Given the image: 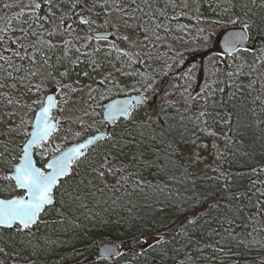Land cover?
I'll list each match as a JSON object with an SVG mask.
<instances>
[{"label": "trees", "instance_id": "trees-1", "mask_svg": "<svg viewBox=\"0 0 264 264\" xmlns=\"http://www.w3.org/2000/svg\"><path fill=\"white\" fill-rule=\"evenodd\" d=\"M29 2L0 0V28L9 23L21 26V21L28 19L25 14L31 11L27 7ZM234 2L239 5L247 0ZM71 3L72 0H61L63 12L57 9L55 24H59L58 18L64 15L73 31H66L65 26L60 25L59 33L50 38L53 43L62 37V41L68 40L82 48L79 36L84 26L99 30H134L136 24L143 28L132 19L128 20L130 26L125 28L120 19L108 17L99 5L90 15L83 13L95 20V24L82 25L73 14L80 9L72 10L68 7ZM5 4L11 7L5 8ZM197 7L199 12L189 13V21L193 26L191 34L198 39L205 34L212 35L219 25L214 21L227 19L221 12V8L226 7L225 0H200ZM249 7V16L260 24L264 9ZM235 11L239 13L237 8ZM43 14H48L47 9L42 10ZM106 19H111V23L106 24ZM46 27L54 28V25ZM262 33L264 29L253 27L248 47L259 49L264 45ZM217 42L219 51L213 56L214 83H208L210 94L207 99L201 98L204 96L202 90L197 98L202 104L201 110L211 113V117L197 120L199 111L195 115L189 114V110L181 112L172 102L166 101L171 97L170 90L181 88L187 59L202 55L204 51L171 52L172 56L167 58L163 53L158 56L159 52L152 53L150 48L147 49L142 54L140 67L144 75L153 78L155 91L150 90L148 103L143 105L142 113L133 114V122L121 119L111 129L118 133V139L120 136L129 139L128 133H131L137 141V145L125 149L127 155L116 162L119 168L120 160H123L127 170L107 175L105 181H101L82 167L71 177L61 179L63 187L55 191V205L41 213L40 221L30 231H0V248L5 249L0 253V264H264V252L251 253L249 248L255 236L264 241V195H261L264 193V171H260L264 169V53L257 51L253 55L241 51L225 55L221 52L219 37ZM84 49L79 65L74 68L84 66L86 71H92L91 61L83 53L92 52L94 48ZM49 55L54 56L53 53ZM70 55L67 54L65 62H69ZM101 57L102 53L95 58L101 61ZM61 66L63 64L57 68ZM229 72L235 74L228 76ZM113 75L119 78L115 71ZM212 89L216 94H212ZM9 94L12 95L11 91ZM18 96V93L13 95V99ZM247 99L254 104L247 105ZM157 103L155 110L149 108ZM166 104L171 105L172 113L179 110L185 117L182 126L190 127L195 144L175 136L182 126L163 116L161 109ZM23 110L25 108L19 105L8 106L0 110V115L15 111L12 121L15 127L20 125L21 118L31 121L26 116L30 111ZM203 119H207V124L202 122ZM82 120L84 126H90L84 128V133L99 129L97 114L90 120L83 116ZM150 125L153 130L149 129ZM29 126L25 124L19 135L11 137L13 143H9V148L13 150L7 156V162L0 159V194L4 197L23 191L15 187L14 180L4 177L21 156L20 148ZM5 130L0 126V131ZM2 140L4 137H0ZM201 141L207 147L201 145L199 148L197 143ZM65 143L59 148L66 146ZM97 147L104 151L109 144L103 140ZM56 151L54 149L52 153ZM88 152H92V148ZM140 152L144 153L143 158L136 164L130 163L132 154ZM200 152L203 153L201 156ZM199 160L200 169L197 170L193 165ZM253 169L257 171L254 173ZM66 191L80 192L81 199H67ZM213 204L218 206L209 208ZM167 214L168 219L165 218ZM191 217L195 219L194 223H189L193 220ZM157 236H162L164 243L154 248L140 243L144 240L152 243ZM104 241L118 242L122 255L96 257Z\"/></svg>", "mask_w": 264, "mask_h": 264}, {"label": "snow or ice", "instance_id": "snow-or-ice-1", "mask_svg": "<svg viewBox=\"0 0 264 264\" xmlns=\"http://www.w3.org/2000/svg\"><path fill=\"white\" fill-rule=\"evenodd\" d=\"M195 2L199 5L200 0H195ZM225 3L227 7H222L221 12L227 17L226 21L217 20L214 23L239 26L238 30L231 31L226 37L224 41L225 50L228 53L243 51L253 55L257 51L264 53V45L259 49H254L246 44V41L251 39L250 33L253 27L264 29V16L260 18L261 23L257 24L256 20L249 16L251 11L249 5L264 9V0H247V3H240L239 5L234 0H225ZM97 5L105 10L108 17L120 19L125 28L130 26L128 23L129 19L141 24L145 42H162L165 40L168 34L173 31L170 27L171 22L178 21L181 15H187L186 10L190 7L189 0H180V2L178 0H139V2L138 0H72L68 7L72 10L79 7L80 11H74L73 14L78 16L80 24L91 26L95 24V20L87 18L83 13L90 15ZM154 5L157 6L154 7ZM4 7L9 8L11 5L5 4ZM27 7L31 11L25 14L28 19L22 20L21 26L15 27L9 23L5 27L0 28V90L7 89L12 93L10 95L9 91H0V110L8 106L15 107L19 105L27 108L28 111H32V104L41 106L34 122L25 121L21 118L20 125L15 127L12 126V121L16 116L15 111L3 112L0 115V126L6 129L5 131H0V137H4V140L0 141V159L5 162H7V156L13 150L9 148V143H13L11 137L19 135L25 124H30L33 129L24 133L30 139L20 148L22 155L19 159L21 162L10 169L13 173L11 176L4 177L6 180H14L15 187L24 190L26 194L11 199H0V231L14 229L18 233L26 230L30 231L40 221L41 213L46 212L50 206L55 205L54 190L63 187L61 178L71 177L83 167L99 180L105 181L107 175H116L127 170L123 160H120L119 168L116 167V162L121 156L127 155L125 149H131L137 145V141L131 133H128L129 139H124L123 136L118 139V133L115 131L109 133L106 137L101 133L62 151L57 146L56 150L60 153L58 156H54L42 167L36 166L32 157V149L41 146L42 142L52 138L53 134L60 130L61 122L55 118L53 112L56 111L64 115V119L68 124L73 122L80 124L82 126L81 131L72 132L71 127L67 129L75 138H80L83 135L84 128L90 126H84L83 121L80 119L73 121L71 118V109L68 106L74 103L72 94L83 93L87 89L88 99L95 100L96 97L93 96V93L100 91L99 86H103L106 83L114 84V77L111 71L100 73L99 81H94L99 86L93 88L91 84L82 85L79 80L74 82L75 86L64 82L73 68H66L65 71L54 75L51 71L54 64L50 63L52 56L49 53L54 54L59 45L53 43L50 38L59 33L60 25H64L65 30L69 32L73 31L72 25L67 24L64 15L58 18L59 24H55L57 9L63 12L61 0H30ZM237 7L240 9L239 13L235 11ZM44 9H47L48 14L41 15ZM177 9H180V11L177 12ZM196 11L199 12V7L196 8ZM137 13L140 15H136ZM125 17L128 19H125ZM105 23L110 24L111 19H106ZM23 25H27V27ZM46 25H54V28L46 27ZM185 28V25L178 26V30H184ZM200 31L203 30L201 29ZM121 39L131 42L128 35L122 36ZM87 40L89 43L92 40L99 42L108 40V36L103 33H94L92 36L87 37ZM68 44H70V41H64V45ZM84 46L87 48L88 44ZM143 46L147 47V43H143ZM111 47L118 53L117 59L121 57L132 59V53L116 47L115 44H112ZM76 51L79 52L80 49L77 48ZM101 52V47L97 46L94 47L92 52L83 53L93 65V75L99 73V70L103 67L102 62H98L95 58ZM111 54V52L107 53L108 56H111ZM145 55H148V53H145ZM64 59V57L58 56L55 63H64ZM135 62L140 63L138 53L136 54ZM79 63V58L69 60V64L73 67L78 66ZM176 63L179 62L176 61ZM109 64H111V61H109ZM112 67H115V65L112 64ZM116 71L121 72L122 75H131V73L124 72L122 69H116ZM137 74L144 75L143 73ZM234 74L233 72L227 73L228 76ZM82 75L85 78L90 77L88 71H83ZM57 76L59 79H57ZM152 80V77H146L144 83L141 84L145 92L148 90L155 91ZM49 82L55 85L56 93L49 94L43 99L37 98L32 101V104L25 103L24 97L29 94L39 97L42 92L47 91ZM209 87L203 90L204 96L201 97L202 99H207L210 94ZM133 90H136L135 86H133ZM17 93L19 94L18 98L13 99V95ZM58 94L63 97L62 100L58 99ZM149 99L148 95L141 94L136 100L110 104L107 107L106 118L113 123L117 121L118 117H124L128 122H133L134 109H138L141 106L140 101L147 102ZM192 99L195 100L196 98L193 97ZM66 113L67 115H65ZM88 114V112H85V115ZM206 117H211V113L201 110L196 119L201 120V118ZM202 122L207 124V119H203ZM64 139L67 140L68 137H64ZM101 140L109 144V147L104 151H99L97 147V142ZM192 143L195 144V141H192ZM90 146L92 152L85 151ZM202 146L207 147V145ZM143 155V152L133 153L130 163L136 164L139 159L143 158ZM256 171L253 169L254 173ZM260 171H264V169H260ZM224 179L227 180L228 177H224ZM81 184H83V181H81ZM225 187L227 188L228 185L225 184ZM77 188H79V185ZM64 194L69 200H80L82 195L78 191H66ZM261 195H264V193H261ZM216 206L218 205H209V208ZM194 222V218L189 221V223ZM140 243H143L148 248H154L155 245L164 243V240L162 236H157L152 243L147 240ZM4 252L5 249L0 248V253ZM105 254L107 256L122 255V253L114 252L111 248H105Z\"/></svg>", "mask_w": 264, "mask_h": 264}, {"label": "rangeland", "instance_id": "rangeland-1", "mask_svg": "<svg viewBox=\"0 0 264 264\" xmlns=\"http://www.w3.org/2000/svg\"><path fill=\"white\" fill-rule=\"evenodd\" d=\"M178 2H180V0H178ZM189 3H190V7L186 10L187 15H181L178 21H172L171 22L170 27L173 29V31H172L173 34H170L169 36H167V38L165 40H163L162 42H145L144 38H143V28L137 27L136 24L133 25L134 30L133 29H131V30L120 29V28H119V30L113 29V37L108 38V40L99 41V42L92 40L90 43L88 42L87 37L92 36V32L99 30V29H98V27L90 28V27L84 26L81 28L82 29L81 30L82 35L79 36V39L81 40L80 44L82 47V48H80L79 52L76 51L77 46L75 47L71 43L68 45H64V41L61 40V38H62L61 37L60 39L55 41V44L59 45V47H57L55 53L53 54L54 56H53L51 62H52V64H54V67L51 69V71L53 72L54 75H56V73H58V72L65 71L66 68H73V70L70 71L69 76L65 78L64 82L73 84L75 86L74 82L76 80H79L82 85L83 84H91L93 88H96L99 85L97 83H95L94 81H99L100 73H106L108 71L113 72L116 69V67L119 66L124 60L130 61L126 57H121V58L117 59L118 53H116L112 49V47H111L112 44H115L116 47H118L120 49H124L126 51L131 50L132 56H134L133 51L134 50L137 51V46H138V52L140 53V60L142 59V54L144 52H146L147 49H149V48L153 51L152 53L159 52L157 54L158 56H160L163 53L167 56V58H170L172 56V53H174V52L180 54V53H183L185 51L187 54H189L192 51L201 52V50H203L204 54L197 55L195 57H191L190 59H187L188 64H187V68L185 70L186 76L184 75V79H183V83L181 85V88L178 89L179 91H177L175 89L170 90L171 97L167 100L165 98V100L168 101V103L172 102L174 107L178 108L180 111L182 110L186 113V111L189 110V114L195 115L197 113V111H199V112L201 111L200 106L202 105L201 102H199L197 100V98L199 96L198 94L201 92V90L203 91L208 86L209 82L214 83V81H213L214 78L212 79L213 56H214L216 51H219V49L217 47L218 37H220L222 32H224L226 29H228L230 27H235V26H233L231 24H226V23L219 24L218 27L214 28L215 29L214 32H211L212 35L205 34V36H201V38L198 39L197 37H195L194 34H191L190 30H192L193 26L189 21L190 20L189 19V13H197L195 10L196 9V2L194 0H189ZM226 7H227V4H226ZM237 9L240 12V9L238 7H237ZM179 11H180V9H177V12H179ZM179 25H185L186 28L184 30H178ZM124 35H128L130 37L131 42H127V41H124L123 39H121V37ZM173 35H175L176 37H172ZM179 35H181L183 37H180ZM45 38H47V37H45ZM68 38L69 37H66V39H68ZM136 39H137V46H135ZM65 41H68V40H65ZM138 42L147 43V47H143V43H138ZM85 44H88V46H93V48L97 47V46L101 47V49L104 48L101 52L102 53V57H101L102 60L98 61V62H102V64H103V67L99 70V73L93 75L92 71H88L90 73V77L85 78L82 75L83 71H86L84 66H79L77 68H74L73 66H71L69 64V62L67 63L64 61V63H55L56 58L58 56L65 58L67 56V54H71L70 59L81 58L80 53L83 52V50H85L84 49ZM153 44H155V46H153ZM249 44H250V40H249ZM72 48H74V49H72ZM108 52L112 53L111 56L107 55ZM221 52L225 55L227 53L222 49H221ZM49 54H51V53H49ZM228 54H230V53H228ZM70 59H68V60H70ZM109 61H111V64H109ZM60 64H63V66H61L60 68H57V66H60ZM112 64H114L115 67H112ZM187 70H189L188 75L186 74ZM141 73L144 74V72H141ZM146 77H148L147 74H145L143 76L140 75V78H136V79L131 78L130 81H128L127 83H122V81H119L117 78H115L114 84L113 83H106L102 87L99 86V87H101L100 91L98 93H96V92L93 93V96L96 97L95 100H89L88 99L87 89H85V92H83V93L72 94V101L74 103H71L68 106L71 109V118L73 119V121H75L76 119L82 120L83 116H86V119L90 120V119H93V117H95V115L97 114V117L100 119V121H96V123H98V127L102 126L103 125L102 120H105L103 118V113H102V108H101L102 100L106 99L108 96H110V98H111V96L113 94H115L116 92L121 91V90L129 92V91L133 90V86H135V89L137 91H139V93L141 92L145 95L150 96L151 91L148 90L147 92H145V89L141 87V84L144 83ZM57 79H59L58 76H57ZM246 81H247V79H246ZM54 90L57 91L55 85L53 83L49 82L47 85V91L42 92L39 97L29 94L28 96L24 97V101L27 104H32L33 100H35L37 98L43 99V98H45V96L48 92H52ZM211 92H212V94H216V91L214 89H212ZM125 95H127V94H125ZM192 97H195L196 99L193 100ZM62 99H63V97L60 96V100H62ZM166 101H165V103H166ZM246 103H247V105H250V106L252 104H254L253 101L248 100V99H247ZM170 104H166L164 106V108L161 109L163 116L168 118L169 122L172 120V121L176 122V124L178 126H182L183 125V119H185V117H183V115L179 112V110H174V113H172L171 110H169V107L171 106ZM140 105L141 106L138 109H135L133 111V114H135V113L140 114L143 112L142 108L144 107L143 105H145V104L140 103ZM38 107H40L39 104H32V111H30L29 114H26L27 117L28 116L30 117L31 121L34 118L35 112H36ZM157 107H158V103L156 105L149 106V108L151 110H155ZM26 110H28V109L25 108V110H23V111L26 112ZM85 112H88L89 114L85 115ZM94 112H95V115L93 116ZM65 115H67V113ZM54 116L57 117V119L61 122L60 130H59L57 140H56L58 144L62 143V145H63V143L68 141V143L66 142L67 143L66 146H68V144H71L72 142H78L77 140L88 136L87 135L88 133L91 134V133H94L97 131V130H95V131L90 132L91 130L90 131L88 130L86 133H84L85 131H83V135L80 138H75L72 135V133L68 132L67 129L69 127H71L72 132H76V131H81L82 126L80 124L75 123V122L68 124L64 119V115H61L58 112H56V114ZM173 119H175V120H173ZM31 127L32 126L30 125L28 128V132H29V130H31ZM189 128L190 127L182 126L181 131L178 133V135H175V136H177V138H180V139H188L189 142L192 143V141H195V138H194V136L190 135ZM149 129L153 130L151 125L149 126ZM109 133H111V131H108V134ZM158 133H159V131H158ZM64 137H68V139L65 140ZM99 142L101 143V142H103V140L98 141L97 145L99 144ZM201 145H202V141L197 143V146L199 148L201 147ZM53 146L54 145L51 144L50 147H53ZM66 146H64V147L62 146V147L65 148ZM50 147H47V149H49ZM202 154L203 153L200 152V156ZM199 163H201L200 160L197 161V163L193 165V166H196L197 170L200 169V165H198ZM7 185H8V183H6V186ZM23 192L24 191H20L19 194H23ZM65 199H63L64 200L63 204H66ZM151 202H152V200H151ZM168 216H169L168 214L165 215V218L166 219L170 218ZM191 218H193V217H191ZM72 231H75V230L73 229ZM256 237L257 236H255V239L251 242V245L249 246V248L251 249L250 250L251 253L260 254V253L264 252V241H262L261 238H256ZM230 238H232V237H228V239H230Z\"/></svg>", "mask_w": 264, "mask_h": 264}, {"label": "flooded vegetation", "instance_id": "flooded-vegetation-1", "mask_svg": "<svg viewBox=\"0 0 264 264\" xmlns=\"http://www.w3.org/2000/svg\"><path fill=\"white\" fill-rule=\"evenodd\" d=\"M111 37H113V35L111 36ZM111 37H108V38H111ZM135 46H137V43L135 44ZM128 52H130L131 53V50H127ZM139 54V58H140V53L138 52V46H137V51L136 50H134L133 51V54H134V56H132V59L130 60V61H126V60H124L119 66H117L116 67V69H122L124 72H127V73H131V75H122L121 74V72H118V71H116V69L114 70L115 72H116V75H118L119 76V78L118 77H116L115 75H113L115 78H117L119 81H122V83H127L128 81H130V79L131 78H133V79H136V78H140V75H138L137 73H141V67H140V64H141V60H140V63H136L135 61H136V54ZM132 61V62H131ZM113 73V72H112ZM98 79V78H97ZM95 80V79H94ZM102 87V86H101ZM100 87V88H101ZM52 92H57V91H52ZM132 93H139V91H137V90H131V91H129V92H126V91H118V92H116L115 94H113L112 96H111V98H113V97H116V96H119V95H125V94H132ZM141 93V92H140ZM58 96H59V99H60V95L58 94ZM110 99V96H108L106 99H104V100H102V102H101V108H102V113H103V109H104V103H105V100L107 101V100H109ZM135 110V109H134ZM56 114V111H54L53 112V115H55ZM56 119H57V117H55ZM121 119H126V118H124V117H120V118H118L117 119V121L116 122H114L112 125H109L108 124V122L106 121V120H102L103 121V125L102 126H99V129H97V130H105V131H111V129H112V127L119 121V120H121ZM58 120V119H57ZM100 120V119H99ZM29 132H30V130H29ZM58 133L59 132H57V133H54L53 134V136H52V138H50V139H48V140H46V141H44V142H42V145L41 146H38V147H34V156H35V161H36V165L38 166V167H42V166H44L48 161H49V159L53 156V155H55V154H57V153H59L58 151H56V152H54V153H52L53 152V150L54 149H56L57 148V146H60L61 144H58L57 143V136H58ZM83 138H85V137H83ZM83 138H81V139H83ZM28 139V136H26L25 137V139H24V142H23V144L25 143V141ZM81 139H79V140H81ZM79 140H77V141H79ZM51 144H53L54 146L53 147H50L51 146ZM23 146V145H22ZM47 147H50L49 149H47ZM91 149V146H90V148L88 149V151ZM60 150H62V149H60ZM87 151V152H88ZM22 153V152H21ZM21 155V154H20ZM61 179H63V178H61ZM15 182V181H14ZM24 191V190H23ZM55 191L56 190H54V195H55ZM23 193H25V192H23ZM55 197H56V195H55Z\"/></svg>", "mask_w": 264, "mask_h": 264}, {"label": "water", "instance_id": "water-1", "mask_svg": "<svg viewBox=\"0 0 264 264\" xmlns=\"http://www.w3.org/2000/svg\"><path fill=\"white\" fill-rule=\"evenodd\" d=\"M239 29V26H235V27H230V28H228V29H226L224 32H222V34L220 35V37H219V45H220V48L222 49V50H224L225 52H227L226 50H225V47H224V41H225V39H226V37L228 36V34L231 32V31H234V30H238ZM94 33H103V34H105V35H107L108 37H110V36H112V34H113V30H111V29H100V30H96V31H93L92 32V35L94 34ZM246 44H247V46H249V40L248 41H246ZM228 53V52H227ZM52 93H56V92H48L47 94H46V96L47 95H49V94H52ZM141 94H143V93H132V94H127V95H119V96H116V97H113V98H110L109 100H107V101H105V103H104V109H103V118L108 122V124L109 125H112L113 124V122H110L107 118H106V116H107V107H108V105H110V104H113V103H117V102H123V101H126V100H128V101H131V100H136L137 98H138V96H140ZM45 96V97H46ZM148 102V101H147ZM147 102H144V101H140V103H142V104H146ZM41 107V106H40ZM40 107H38L37 108V110H36V112H35V115H34V118H33V122H34V120H35V117H36V115H37V113L39 112V110H40ZM118 118H120V117H118ZM33 129H32V127H31V130L30 131H32ZM104 134L105 136H107L108 135V131H105V130H98V131H96V132H94V133H91V134H89L88 136H86L85 138H83V139H81V140H79L78 142H72L71 144H68V146H66L65 148H63L62 150H64V149H66V148H69V147H72L73 145H75V144H77V143H81V142H83L84 140H86V139H88V138H90V137H92V136H96V135H99V134ZM28 139H30V137H28ZM27 139V140H28ZM26 140V141H27ZM25 141V142H26ZM24 145V144H23ZM61 150V151H62ZM88 150V149H87ZM87 150H85V151H87ZM60 153H57V154H55V155H53L49 160H51L54 156H58ZM21 155H22V153H21ZM32 157H33V160H34V162H35V164H36V161H35V156H34V148L32 149ZM21 161H20V159L14 164V165H17V164H19ZM37 166V165H36ZM38 167V166H37ZM13 173H12V171H9L8 173H7V176H11ZM22 190V189H21ZM26 193H23V194H13V195H11V196H7V197H4V196H2L1 194H0V199H11V198H14V197H19V196H23V195H25ZM54 197H55V195H54ZM55 200H56V197H55ZM105 248H111V249H113V251L114 252H121V248H120V244L118 243V242H114V241H104V242H102L101 244H100V246H99V249H98V253L95 255L96 257H99V256H107L106 254H105ZM113 256V255H112ZM107 257H109V256H107Z\"/></svg>", "mask_w": 264, "mask_h": 264}]
</instances>
